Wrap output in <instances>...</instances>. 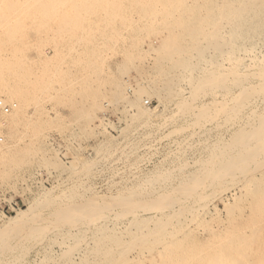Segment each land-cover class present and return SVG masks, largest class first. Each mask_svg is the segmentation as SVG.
I'll list each match as a JSON object with an SVG mask.
<instances>
[{"label":"bare ground","instance_id":"obj_1","mask_svg":"<svg viewBox=\"0 0 264 264\" xmlns=\"http://www.w3.org/2000/svg\"><path fill=\"white\" fill-rule=\"evenodd\" d=\"M129 13L139 14L146 20L145 24L140 25L139 21H135L136 24L139 22V25L126 23ZM12 19L16 22L12 23ZM18 19L40 21L31 24L33 30L55 29L53 32L29 30L34 36L35 34L47 36L50 33L53 37H59L58 40L62 38L61 40H64L68 47L70 44H83L84 48L83 46L81 48L86 52L80 54L78 52V56L76 53L77 57L73 55V61L75 65L76 62H82L85 70L88 69L95 74L97 64L99 65L96 63L97 60L102 61V57L101 60L100 57L98 58L100 48L104 49L102 44L106 47L113 45L114 51L118 45L122 46L118 49L122 50L123 60L122 63L119 62L120 66H117L119 69L116 68L119 70L117 72L123 75L127 73L126 70L136 66V61L140 62L148 56V46L146 50L141 49L145 38L158 35L160 39L158 46L152 50L156 55L155 60L154 58L152 60L155 62L153 66L155 76L150 79L151 81H147L146 85H142L139 94L145 93L157 99H161L162 96L165 100L175 99V102L172 101L176 107L175 111H178V117L175 112L176 118L173 116L172 122L182 120L193 127L194 130L189 138L195 140L196 147H194L199 148L197 149L199 156L197 155L192 167L187 164L177 167L174 165L171 168L170 164L168 169L160 167L144 178L136 177L137 180L131 181L129 185L124 183L115 193H110V196H99L90 192L89 189L88 191L80 190L79 185L63 191L58 197L50 196L51 193L50 195L47 193L49 191L45 194L43 192V195L36 198L27 210L20 211L15 217L9 218L7 226L1 225L0 264H22L30 248L51 242L52 236L57 234L62 239L61 243L58 242L62 250L53 257L49 247L45 248V258L38 264H143L142 260L145 258L143 259L142 256L145 252L155 254V257L150 256V264H254L251 254L252 245L255 239V242L259 243L257 238H260L261 228L264 230L262 227L264 218V0H0V28L9 29L5 33L2 32L6 34L5 37L9 35L8 39H0V100L5 103L14 101V109L6 115V120L3 119L4 121L1 122L4 142L0 144V183L7 182L10 177L22 176L33 164L34 157L41 152V145L40 150L38 146L36 147L38 143L36 138L40 137L42 132L44 133L41 129L45 120L42 110L36 108L38 107L36 100L38 95L41 98L43 96L41 93L44 91L47 93L49 89L48 82L45 81L49 69L36 73L38 71L35 70V72L32 68L33 64L35 67V63L31 65L30 58L24 55L26 50L24 45L27 44L25 38L29 31L12 32L11 28L28 29L25 23H18ZM46 19L55 21L48 23L49 20L46 22ZM118 20L124 22L118 26L115 23L118 24ZM118 27L126 28V30L135 29L136 32H127L125 29L123 30L126 32L123 30V32H116ZM74 29H88V31L82 30L84 33H80ZM91 29L95 30L91 31ZM106 29H114V31ZM80 34L84 37L76 39V36ZM98 36L102 38H100V48L97 44L100 40L97 39ZM30 37L32 38L31 33ZM53 37L51 39H54ZM64 37L67 38L64 39ZM56 43L55 45L58 44ZM74 48L69 49L74 51ZM110 48L107 47L111 50ZM110 52L113 54V51ZM33 57L38 58V56ZM42 57L43 63L47 62L46 55ZM73 61L69 62L74 63ZM104 68L103 66V70ZM106 69L105 74H107ZM106 76L105 79L108 80ZM95 77H93L94 81L91 80L94 84L90 85L88 81L91 77L84 79L82 76L84 80L81 82L78 80V87L80 88L81 85V94L86 95L90 90L96 91L97 86H92L95 87L94 90V88L90 89L91 85H95L98 81L100 82L96 85L103 84L106 81L105 79H102L105 80L104 82L101 81L98 78L99 75ZM75 79L76 76L73 80ZM111 81L105 83L106 87L110 84L109 90L110 87H114L111 85L114 82L110 83ZM115 84H117L115 87L116 91L119 90L118 93L114 87L111 91L107 90L110 92L107 97H113L112 94L115 96L116 93L119 95L116 97L118 100V98L121 99L122 85L120 82ZM70 86L75 87L74 84ZM105 86L103 84V90ZM112 90L115 93H112ZM68 92L70 93L71 90ZM67 101L70 103L69 99ZM33 103L36 106L31 107L33 112H30L31 108H28ZM169 103L172 102L169 101ZM129 106L134 113L128 119V129H132L135 125L141 127V124L151 119L150 115H146V110L136 101L129 103ZM27 111L32 114L28 115ZM19 126L20 128L22 126L25 132H29L25 135L19 133ZM212 130L215 131L214 136H211ZM182 132L183 130H180L181 134ZM39 133L40 136H38ZM189 143L187 147L193 149V144ZM43 151L45 152V149ZM180 159L183 158L180 157ZM37 161L43 168L51 165L43 156L38 157ZM215 198L222 203L223 211L227 212L226 215L229 214V224L221 229L210 228L204 240L206 243L200 241L202 238L198 242V239L192 236L193 233L187 228L188 226H185V219L192 216L198 225L205 223L200 217L203 215L201 210L204 209H202V203ZM214 208L212 209L217 212ZM247 210L252 211L254 217L249 219L248 214V217L245 214ZM126 217H130V220L125 226L120 227L119 219ZM188 221L191 222L190 219L187 223ZM204 226L207 227V225ZM252 226L257 228H253L256 230V238L249 234L252 231L248 230ZM203 231H205L204 228ZM253 233L254 231L252 235ZM261 235L262 240L263 234ZM132 253L136 254V256L133 254L134 259L130 257ZM258 255L256 260L264 254ZM262 258L256 263L264 264L262 262L264 257Z\"/></svg>","mask_w":264,"mask_h":264},{"label":"rangeland","instance_id":"obj_2","mask_svg":"<svg viewBox=\"0 0 264 264\" xmlns=\"http://www.w3.org/2000/svg\"><path fill=\"white\" fill-rule=\"evenodd\" d=\"M133 15H136V16H133ZM142 19H143V21H142ZM22 20L23 19H21V20L18 19L17 22L20 24L25 23L24 25L28 29H26V28H17V29L11 28L12 32H18L20 30H25L26 32H28L29 30H32L33 32L34 31L35 32L36 31H38V32H40V31L41 32H43V31L53 32L55 30V29H48V30L46 29L45 30L43 28H41L42 30L41 29L37 30V28H36V30H33L34 28L31 27V24L36 23V22L38 23L40 21H38V20L37 21H31L28 19H27L28 21L26 19H24L25 21H22ZM48 20H49V22H48ZM45 21L48 23H54L55 20L54 19H46ZM118 21H119L118 24H117V22H115L116 25H118V26L120 23L124 22L121 20H118ZM126 21H127L126 23L130 22L129 24H133V25H139L140 24V25H142L143 23L145 24L146 20L144 18H141L139 14L129 13V19H127ZM131 21H132V23H131ZM135 21H139L140 23L137 22V24H136ZM11 22L13 23L16 21H15V19H12ZM26 22H30V23H26ZM120 28L119 27L116 28V29H118V30L115 29L116 32H118V31L121 32L123 29L126 30V28H121V30H120ZM74 30L82 33L83 32L82 30H84V29H81V30L74 29ZM94 30L95 29H91V31H94ZM106 30H110V29H106ZM125 30H123V31L124 32L135 31V29L134 30L127 29L126 31ZM136 30L141 31V29H136ZM0 31H1L0 35L3 36V38H2V36H0V39L1 40H5L4 38L8 39L7 37H9V35H7L5 37L4 35H6V34H3V33H5V31H9V29L6 30L3 28H0ZM87 31H88V29L84 30V32H87ZM101 31H102V29H101ZM112 31H114V29ZM33 32H31V31L28 32L29 33L27 35L28 37L26 36V38H25L27 44L24 45L25 47L21 46L27 50V53H26V50H24V55H27L30 58V60L32 61L31 65L33 64V62L35 63V67L33 64L32 68L34 71L35 70L38 71V72L35 71L36 73L42 72L44 69H46L48 71V69H49V71H48L49 74L45 78L46 79L45 81L48 82V88L49 89H47V93H45L46 91L43 92L44 94H46V96H45L46 98L44 97V94L41 93L43 96H41V98H40L38 95V97H37L38 100H36V104H38L37 105L38 107H36V108L40 111L42 110L41 112H42L43 119L45 120V124H44L43 128L41 129L42 131H44V133L41 131L43 136L39 133L38 136L41 135L42 137L40 136L41 138L40 137L36 138V142H38V143L37 144L35 143V144H36V147L38 146L37 148H39L40 145H41L40 147H42V148L44 147L43 149H45V152L43 151L42 148H41V150L39 148V150L41 152L38 151L39 154L38 155L36 154L37 156H35L36 158L34 157V159L37 161L38 157L40 158L41 156H43L48 162L51 163V165L50 166L48 165L47 167L43 168V167L39 166L38 161L36 162L34 160L33 164L29 167V169L25 173L22 174V176L20 175V176L15 177V178L10 177L9 180L7 181L8 183L5 182L6 184L0 183V228H2V226L6 225V224H9V222H8L9 218L15 217L16 214L20 211L27 210L29 205H32L33 201H35L36 198H38V197L40 198L43 195L42 194L43 192L45 194V192L49 191L47 193H49V195L51 193L50 196L58 197V196H60V194L63 191L65 192V190L67 191V189H69L73 186L79 185L80 190L84 189V190L88 191V189H89L90 192H93L94 194H97L99 196H110L111 194L115 193L120 188V186L124 185V183L129 185L132 182H134L133 180H137L136 177L138 179L144 178L145 176L153 174L155 172V170L160 169V167L164 168V169H168L170 164H171L170 168L173 167L174 165H175V167H177L178 165H183V164L184 165L187 164L189 167H192L194 165V162L197 159V155L199 156L198 150H197L199 148L197 147L195 149V147H196V143L194 142L195 140L193 141L191 138H189L190 133H192V131L194 129L192 126H189V124H186L182 120H178V121L174 122L175 124L172 122L173 116H174V118L178 117V115H177L178 111L177 110L175 111L176 107L173 103V101L175 102V99H172L173 101L171 99L165 100L163 98V96L161 99H159V98L157 99L153 96H148L145 93L139 94V92H141L140 90L142 89V85H146L148 83L147 81H151L150 79L151 78L153 79L155 76V75H153V74H155V73H153L154 72L153 66H154L155 62L154 61L152 62V60H153V58L155 60L156 55L154 54V52L152 50L156 49V47L158 46V41L160 40L158 35L157 36H149V37H147L148 40L145 38L144 44L146 43V45L142 44L141 49L146 50V46H148L147 47V51H148L147 55L148 56L145 59L140 61L142 64L140 62H137V61L135 62V64L137 63L139 66L140 65L141 66L139 67L136 64V66L134 65L132 68H129L128 70H126L127 73L125 72L123 75H121V74H119V72H117V70L119 69L118 67L120 66V64L122 63V60H123V56L121 54L122 50H120L122 46L118 45L119 43H117V45H118V48H120V49L117 48L115 51H114L115 48L113 49V45H111L112 47L110 46L111 48L109 46H107L108 48L111 49V50H109V49H107L106 45L102 44V46H104V49H103V47H101V39L102 38L98 36V38H97L98 40L101 38L99 41L97 40L98 41V43H97L98 47L99 48L101 47L98 58L100 57L99 59L101 60V57H102V61L98 62V60H97L96 63H99V65L97 64V72L95 74L88 69L85 70V67H84L85 65H83L82 62L81 63H79L80 61L76 62V65H75V61H73V55L75 57H77L80 53L86 52L85 49L83 51V48H84L83 44H79V43L70 44V46L68 47V44L64 40H61L62 38L60 40H58L59 37L58 38H56L57 36L53 37V34L49 33L47 36L45 34H41L43 36H41V35L38 36L37 34H35L36 36H34V34H32ZM30 33H31L32 38L30 37ZM80 35L76 36V39H78L77 37H79V39L84 37L82 34H80ZM33 36H34V38H33ZM49 36H50V39H49ZM46 37H48V38H46ZM52 37L56 41H53L54 39H51ZM85 37H87V36H85ZM65 38H67V37H64V39ZM34 39H35V41H34ZM45 40L50 41V42H47L48 43L47 44ZM66 40H68V39H66ZM39 41L43 42V43H40ZM56 42L57 43L60 42V43L57 44ZM55 43L57 45H55ZM30 44H31V46H30ZM32 44H34V45H32ZM38 44H39V46H38ZM59 44H60V46H59ZM63 44H65V45H63ZM54 45L56 47H54ZM115 45L116 44H114V46ZM117 45H116V47H117ZM0 46H1V44H0ZM3 46H7V45H3ZM27 46H28V48H27ZM50 46L53 49L50 48ZM82 46H83V48H81ZM149 46H150V48H149ZM18 47H20V46H18ZM42 47H43V49H42ZM64 47L67 49H65ZM88 47H90V46L88 45ZM29 48H30V51H29ZM31 48L34 50L31 51L32 50ZM69 48H74V51H70ZM75 49H76V51H75ZM53 50H54L55 54H54V52H52ZM104 50L105 51L107 50V51L105 52ZM43 51H44V53H43ZM103 51H104L105 56H103L104 54H102ZM110 51H113L114 55ZM119 51H120V54H118ZM31 52H32V54H31ZM70 52H71L72 56H71ZM72 52H74V54ZM78 52H79V54H78ZM114 52H117L116 53L117 56ZM35 53H37V54L35 55ZM40 53H42V54H40ZM106 53H107V56H106ZM44 54L46 55V57ZM52 54H54V55H52ZM32 55L38 56L39 59L37 57L35 59V57H33ZM41 55L46 58L47 62L43 63L44 58ZM59 55H62V56L59 57ZM49 56H50V59H49ZM53 56H55L54 58H56L57 56L58 57L56 59H54ZM62 57H63V59H61ZM104 59H105V61H104ZM37 60H39V62ZM54 60H56V62L58 61V63H56ZM59 60H62V61L60 62ZM70 60L73 61L74 63L69 62ZM101 62H102V64H101ZM103 62H105V63H103ZM119 62H121V63H119ZM62 63H63V65H61ZM77 64H80V65H77ZM100 64L102 65L101 66L102 68L100 67ZM57 65H58V67H57ZM70 66H72V67H70ZM103 66L105 67L104 70H103ZM77 67H79V68H77ZM150 68H151V70H150ZM105 69L107 70V74H105L106 73ZM54 70H56V72ZM71 71H72V73H71ZM82 71H83V73H82ZM102 71H103V74L105 76L106 75L109 76L108 78L106 76V78L108 80H106L105 76L103 74H101ZM66 72H68V73H66ZM136 72H137V75H136ZM54 73H55V75H54ZM56 73H57V75H56ZM97 73H99L98 78H100L101 81H103L102 79H105L106 81H111V79H113L110 83L114 82V84H111V85H114V87H115V85H117L115 83H119V82L121 83V85H122L121 86L122 87L121 88V92H122L121 93V99H119V98H118V100L116 99V97H119V95L117 94L118 95L117 96L113 90H112L113 91L112 93H115V96L111 93L113 97H111V96L107 97L108 94L110 95V92H107V90L111 91V89L114 87L113 86L110 87V90H109L110 84L108 82L109 85L106 87L105 85H107V84H105L106 83L105 80H104L105 83H103L105 86L104 90H103V84L102 83H99L98 85H96L98 82H100V81H98L97 83H95V85H91V88H90V89L94 88V90H95V87L97 86L96 88H98V89H96V91L91 92V90H90L89 93H91V94H89V93L86 95L81 94V91H80L81 85H80V88L78 87L79 82H81V80L89 79L91 77L88 81L89 85L94 84V83H92L94 81L93 77H95V75L98 76ZM59 74L61 76H58ZM93 74H95V75H93ZM148 74L150 77L148 76ZM67 75H69V76L67 77ZM87 75H88V77H87ZM102 75L104 76V78ZM142 75H144V76H142ZM52 76H54V78H56V79L52 78ZM57 76L60 79L57 78ZM74 76H76L77 80L76 79L73 80ZM82 76L84 79L82 78ZM110 77H112V78H110ZM50 79H52V80H50ZM67 79L69 80V83H67L68 82ZM95 79H96V77H95ZM78 80H79V82H78ZM91 80H93V81L91 82ZM73 81L74 82L76 81V83H73ZM71 83L74 84L75 87H73V86L71 87L70 86V85H72ZM100 84L102 85V87ZM92 86H95V87H92ZM118 86H119V84H118ZM63 87H67V88H63ZM68 87H70V88H68ZM58 88H59V90H58ZM137 88H138V90H137ZM66 90H68V91L71 90L70 93L72 95ZM114 90L116 91L117 88ZM118 91H116V92L118 93ZM62 92H63V94H62ZM65 92H68V93H65ZM138 94L140 95L139 97H138ZM90 95H92V96H90ZM145 95H147V96H145ZM94 97H97V98L99 97V98L95 99ZM47 98H49V99H47ZM66 99L67 100L69 99L70 103H68V101ZM115 99H116V102L114 103ZM168 100L171 101L172 103H169ZM134 101H136L138 104H140L146 110V115H148V116L150 115L151 119L147 123L141 124V127L135 125V127L133 126L132 129H128L127 128L129 126V120L128 119H130V116L134 113V111L130 108L129 103L134 102ZM162 101H163V103H162ZM13 103H14V101H9V102H6L5 104H13ZM71 103H73V104H71ZM146 103H148V104H146ZM36 104L33 103L28 109H30L31 107L33 108V106L35 107ZM69 105H71V106H69ZM95 105H96V107H95ZM97 106H98V108H97ZM40 107H41V109H40ZM32 108L29 110L30 112H33ZM79 110H80V112H79ZM29 111H27V112L29 113ZM44 111H46V112H44ZM175 112H176V114H175ZM31 114L32 113H29L28 115H31ZM174 114L176 115V117ZM81 115H83V116H81ZM80 117H82V119H84V120H80L81 119ZM6 118H7V116L2 115L0 112V122L6 120ZM74 118H76V119H74ZM162 120H164V121H162ZM179 121L180 122L182 121V122L179 123ZM47 123H48V128H47ZM58 123L59 124L61 123V124L58 125ZM148 123L150 124V126L152 124V126L150 127ZM146 124H148V125L144 126ZM45 125H46L47 129L45 128ZM59 126L60 127L62 126L61 129ZM55 127H57V128H55ZM148 128H149V130H147ZM185 128H186V130H185ZM188 128H190V129H188ZM208 128H210V126ZM19 130H20L19 133H21V134L23 133L24 135L27 132H29V131L25 132V129L22 128V126H21V128L19 126ZM180 130L181 131L183 130L182 134L180 133ZM170 133H171V135H170ZM210 133H211V136L215 135L214 130H212ZM147 134L149 137L147 136ZM179 136L181 138H179ZM38 140L40 141V143ZM44 140H45V142H44ZM188 141L191 143H189ZM188 143L193 144V147L194 146L195 147L193 149L188 148L187 147ZM183 144H184V146H183ZM185 145H186V147H185ZM45 146H47V147H45ZM180 147H182V148H180ZM178 148H180L181 150ZM42 152L44 154H42ZM40 153L42 155H40ZM183 153H185V154H183ZM168 154H169V156H168ZM179 154H181V155L179 156ZM169 157H171V159ZM180 157H182L183 159H180ZM168 158H169V160H168ZM166 160H167V162H166ZM175 161H176V163H175ZM191 161H192V163H191ZM87 166H88V168L86 169ZM30 168H31V170H30ZM150 170L152 173L150 172ZM13 179H14V181H13ZM210 200H211V202H210ZM210 200L209 199L205 200L202 203V209L206 208L205 211H207V212L203 211L204 209L201 210L203 212V215H201L200 217H201V220L204 221L205 223H203V224L201 223V225H198L193 220L192 216L191 217L188 216L187 219H185V226L186 227L188 226L187 228L191 231V233H193L192 236H194L195 238L198 239V242L202 238V240H200V241L206 243V241H204V240H206V237L208 236L207 233H208L210 228L213 227L216 230L217 227H219L218 229H221V228H223L229 224L228 223L229 222V214L226 215L227 212L225 213V211H223L224 207H222L223 206L222 203L217 198L210 199ZM212 200L213 201L215 200V201L213 202ZM207 201H208V203H206ZM205 204L207 207L205 206ZM213 207H215L214 209H217V212L212 209ZM208 210H209V212H208ZM247 211L245 214H246V216L248 214L249 217L248 216L247 217L249 219H250V217H254V213L252 211H250V210L248 212ZM212 216H213V218H212ZM188 219H190L191 222L188 221V223H187ZM120 220H122V221H120ZM128 220H130V217L119 219V226H120V224H121L120 227L125 226V224ZM262 221H263L262 227L264 229V218ZM190 224H192V226ZM195 224H196V226H195ZM212 224H214V225H212ZM204 225H207V227H205ZM190 226L192 227V229ZM203 228L205 231H203ZM206 228H207V230H206ZM253 228H256V227L252 226V227H250V230H248V231L249 232L254 231L253 235H252V232L249 234H251V236H254V238H256V236H255L256 230ZM261 234H263L262 240H264V230H262V228H261V232H260V238H262ZM57 235H53L54 237L56 236L57 238H54L52 236L51 242H48V243L46 242L47 244L44 243V245H43L44 247L43 246H34V247L30 248L25 259H24V261H23L24 263L22 262V264H29V263L30 264H38L39 262H41V260H44V258H45V250L44 249L47 247H49L50 253L53 255V257H56V255H58V253H60V251L62 250V248H61L62 246L58 245V242L61 243L62 239H61V236H59V234H57ZM196 235H197V237H196ZM259 239L257 238V242L259 241V243H256L255 242L256 239H255L254 243L252 245L251 254H252V257L254 258V261H253L254 264H257L256 261H258L260 258H262V256L264 257V255H261L262 253L264 254V250H261L264 248V241H262L261 239L259 240ZM211 240H212V238H211ZM255 245H256V247H255ZM53 246H54V248H53ZM55 247L56 248L58 247V248L56 249ZM254 247L255 248L259 247V249L257 248L259 251H257V249H255ZM38 251H42V252L38 253ZM259 252H262V253H259ZM36 253L38 255H36ZM254 253H256V254H254ZM133 254H134V256H136L135 253H132V254H130L131 258L134 257ZM144 255H145V257H144ZM144 255L142 256L143 259L145 258L144 260H142L143 264H150V260H151L150 256L155 257L154 253H152V255H151V254H148L147 252H145ZM256 255H258V256L261 255V257H259V259L256 260V257H257ZM27 260H29V261H27ZM262 262H264V261H262Z\"/></svg>","mask_w":264,"mask_h":264},{"label":"built area","instance_id":"obj_3","mask_svg":"<svg viewBox=\"0 0 264 264\" xmlns=\"http://www.w3.org/2000/svg\"><path fill=\"white\" fill-rule=\"evenodd\" d=\"M148 104V103H146ZM14 109V104H5L4 101L0 100V112L2 115H8ZM4 142V136L2 132V125L0 122V144Z\"/></svg>","mask_w":264,"mask_h":264}]
</instances>
